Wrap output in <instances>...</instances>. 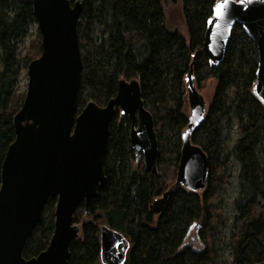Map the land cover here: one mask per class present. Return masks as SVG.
<instances>
[{
  "label": "trees",
  "instance_id": "1",
  "mask_svg": "<svg viewBox=\"0 0 264 264\" xmlns=\"http://www.w3.org/2000/svg\"><path fill=\"white\" fill-rule=\"evenodd\" d=\"M80 1L76 35L82 68L76 114L89 101L105 106L120 80H136L143 107L153 120L158 156L157 176H151L130 147V121L116 110L102 158L105 184L97 188L87 212L80 204L74 213L81 229L69 245L67 264H101L102 224L128 241L124 264H214L213 238L225 222L219 208L228 162L222 153V132L230 118L237 122L231 154L240 170L228 240L231 260L219 264L264 263V105L252 93L257 66L253 42L235 24L223 60L211 66L202 44L217 0H181L187 41L164 26L163 0ZM34 25L30 0H0V167L15 139L12 119L24 99L16 85L41 53ZM196 52L194 86L200 93L213 82V89L203 120L190 136L206 155L207 182L202 191L190 192L174 183L188 116L184 77ZM168 189L172 191L163 209L154 215L151 202ZM55 201L45 202L24 243V259L47 248Z\"/></svg>",
  "mask_w": 264,
  "mask_h": 264
},
{
  "label": "water",
  "instance_id": "2",
  "mask_svg": "<svg viewBox=\"0 0 264 264\" xmlns=\"http://www.w3.org/2000/svg\"><path fill=\"white\" fill-rule=\"evenodd\" d=\"M30 4L41 53L25 69L23 103L12 119L15 139L0 167V264H67L69 245L81 229L74 213L80 204L87 212L97 188L105 184L102 158L115 111L130 121V147L151 176H157V139L136 80H120L105 106L89 101L76 114L82 68L76 35L81 1L30 0ZM235 24L256 47L252 93L264 105V0H217L206 22L202 50L209 65H218ZM197 53L184 77L188 116L174 183L190 192L202 191L208 176L206 155L190 141L206 111L193 82ZM171 191L151 202L154 215L163 209ZM49 198L56 200L49 244L37 256L24 259V243ZM98 238L100 263L124 264L128 241L104 224L98 227Z\"/></svg>",
  "mask_w": 264,
  "mask_h": 264
},
{
  "label": "rangeland",
  "instance_id": "3",
  "mask_svg": "<svg viewBox=\"0 0 264 264\" xmlns=\"http://www.w3.org/2000/svg\"><path fill=\"white\" fill-rule=\"evenodd\" d=\"M162 10L164 15V26L169 32L178 33L184 40L187 41V29L182 14V1L181 0H163ZM36 25L32 27L33 31ZM205 88L200 94L203 96L206 104L212 97L213 82H207ZM27 84L25 69L22 71L18 83L17 90L25 94ZM237 138V122L234 118H230L224 122V129L222 132V153L228 155L227 170L225 175L226 185L220 193L219 208L223 212L225 222L220 227V234L213 238L212 251L215 255L214 264H219L222 261L230 262L231 254L228 248V240L232 233L231 223L235 215L233 207V200L238 192V175L239 164L231 154V150Z\"/></svg>",
  "mask_w": 264,
  "mask_h": 264
},
{
  "label": "snow or ice",
  "instance_id": "4",
  "mask_svg": "<svg viewBox=\"0 0 264 264\" xmlns=\"http://www.w3.org/2000/svg\"><path fill=\"white\" fill-rule=\"evenodd\" d=\"M217 7H220V5H217Z\"/></svg>",
  "mask_w": 264,
  "mask_h": 264
}]
</instances>
